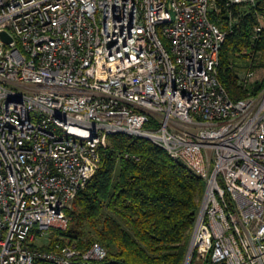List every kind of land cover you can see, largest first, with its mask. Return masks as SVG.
Segmentation results:
<instances>
[{"label": "built area", "instance_id": "obj_1", "mask_svg": "<svg viewBox=\"0 0 264 264\" xmlns=\"http://www.w3.org/2000/svg\"><path fill=\"white\" fill-rule=\"evenodd\" d=\"M256 4L0 0V264H106L100 243L50 246L117 134L205 182L185 264H264V89L235 102L219 79L233 9Z\"/></svg>", "mask_w": 264, "mask_h": 264}, {"label": "trees", "instance_id": "obj_2", "mask_svg": "<svg viewBox=\"0 0 264 264\" xmlns=\"http://www.w3.org/2000/svg\"><path fill=\"white\" fill-rule=\"evenodd\" d=\"M233 13L239 22L222 48L219 79L237 102L264 89V79L252 90L240 81L243 63L247 66L256 52L262 53L264 67V27L254 39L264 19V0L235 7ZM205 190V182L162 147L112 135L100 150L96 174L68 210L67 230L55 231L50 247L75 243L86 249L100 243L108 251L106 264H185Z\"/></svg>", "mask_w": 264, "mask_h": 264}, {"label": "rangeland", "instance_id": "obj_3", "mask_svg": "<svg viewBox=\"0 0 264 264\" xmlns=\"http://www.w3.org/2000/svg\"><path fill=\"white\" fill-rule=\"evenodd\" d=\"M261 25L264 27V19H261ZM262 53L261 52H256L254 57H252L249 62H248V65L246 66L244 63H243V73L246 72V70L253 66L255 67V65H257L256 63L259 61L258 63V66L255 67L256 69V73H257V81L255 83V85L259 82H261L263 79H264V67L261 66V62H262ZM242 72V71H241Z\"/></svg>", "mask_w": 264, "mask_h": 264}, {"label": "water", "instance_id": "obj_4", "mask_svg": "<svg viewBox=\"0 0 264 264\" xmlns=\"http://www.w3.org/2000/svg\"><path fill=\"white\" fill-rule=\"evenodd\" d=\"M2 38L6 41V42H11L12 38L8 36L7 33H3L2 34Z\"/></svg>", "mask_w": 264, "mask_h": 264}]
</instances>
